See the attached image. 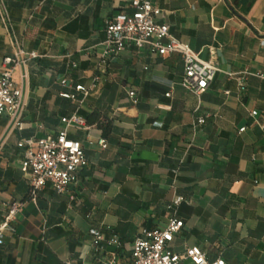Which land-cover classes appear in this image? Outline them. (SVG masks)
Instances as JSON below:
<instances>
[{"label": "crops", "instance_id": "1", "mask_svg": "<svg viewBox=\"0 0 264 264\" xmlns=\"http://www.w3.org/2000/svg\"><path fill=\"white\" fill-rule=\"evenodd\" d=\"M144 1L160 10L156 23L219 69L200 95L181 86L176 54L128 47L103 61L105 24L132 13L130 0H0V58L38 55L13 74L17 85L27 75L26 108L0 150V223L11 204L23 206L0 264H100L110 255L93 230L116 234L118 262L129 264L134 239L163 228L175 198L184 202L172 252L198 247L209 263L264 264V129L255 124L264 123V0ZM76 85L90 89L80 107L59 96L80 99ZM74 113L87 129L68 137L88 164L66 193L47 184L34 203L16 145L55 136Z\"/></svg>", "mask_w": 264, "mask_h": 264}, {"label": "built area", "instance_id": "2", "mask_svg": "<svg viewBox=\"0 0 264 264\" xmlns=\"http://www.w3.org/2000/svg\"><path fill=\"white\" fill-rule=\"evenodd\" d=\"M132 13H119L105 24L106 37L103 42L102 59H112L128 47L142 49L149 48L160 57L176 54L179 56L183 75L181 86L194 95L203 93L219 69L213 61H203L188 45L172 37L169 27L158 24L155 18L160 10L144 0H130ZM38 58L36 53H25L16 50L12 56L0 58V120H6L4 134L0 136V150L5 138L13 135L22 126V116L26 108L23 81L27 75L22 73L20 84L13 80L16 69L24 68L30 60ZM75 67V64L72 65ZM98 77H95V81ZM242 90L244 84L239 83ZM74 91L81 95L77 99L70 93H61L59 96L69 100L76 107H80L88 96L90 89L76 85ZM135 104L134 92L128 93ZM168 97L169 94H166ZM255 117L256 112H251ZM62 129L55 136L42 138H28L20 140L17 148L22 151L21 169L29 174L28 198L36 201L39 192L48 184L57 194H64L77 183L79 173L88 164L85 152L78 141L68 137L69 128L87 129L85 121L75 113L68 118L61 119ZM204 123V119H197L195 126ZM264 129V123H257ZM241 129L240 131H243ZM104 145V141H100ZM177 170H174L176 173ZM184 202L175 198L168 207L171 210L166 225L150 231H142L131 244L129 264H225L223 260L209 263L204 252L198 247H189L183 253L172 252L170 244L182 229L181 221L176 217L177 207ZM22 204L13 203L9 206L7 215L0 223V246L3 245L5 233L11 231V223L20 212ZM98 250L109 253L110 259L100 264H120L118 254L122 249L119 237L113 232L107 235L99 231L90 232Z\"/></svg>", "mask_w": 264, "mask_h": 264}]
</instances>
